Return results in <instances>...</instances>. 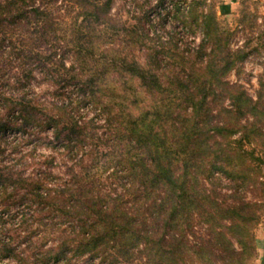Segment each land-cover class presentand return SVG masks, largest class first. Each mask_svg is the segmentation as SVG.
Here are the masks:
<instances>
[{
    "label": "trees",
    "instance_id": "1",
    "mask_svg": "<svg viewBox=\"0 0 264 264\" xmlns=\"http://www.w3.org/2000/svg\"><path fill=\"white\" fill-rule=\"evenodd\" d=\"M58 1L76 11L69 43L80 73L88 75L81 91L93 95L109 132L105 138L98 136L93 121L82 126L69 111L60 117L47 116L46 124L56 127L57 137L66 132L68 150L73 140L85 141L87 126L93 140L86 155L69 168L70 180L53 195L44 186L45 177L29 182L12 168L0 167V195H6L7 201L18 189H25L38 206L39 220L47 212L75 220L73 236L64 234L56 247L46 251L45 259L68 263L89 255L111 257L114 263L144 259V264H193L198 257L204 264H213L211 251L219 249L229 256V264H244L245 256H253L256 250L252 231L259 224L258 204L237 193L251 180L258 183V166L251 162L254 150L247 147L264 138V76L256 100L241 86L222 80L246 54L231 50L216 18L206 14L201 16L204 40L195 56L160 50L144 65L118 48L102 52L103 66L92 71L89 60L102 51L100 41L112 22L108 15L112 0H0L1 63L15 56L21 63L44 65L47 59L39 47L56 33L49 6ZM192 12L190 17L195 16ZM23 32L30 34L26 41ZM131 32L129 46L137 36L136 30ZM208 45L212 46L209 53ZM159 54L165 59L157 60ZM110 73L125 79L121 91L103 86ZM31 76L29 70L24 77ZM0 97L4 106L10 104V119L0 122L2 131L14 122L12 116L21 119L20 128L27 130L41 114L26 93L17 103ZM103 97L106 100L101 101ZM65 118L69 125L61 128ZM110 170L108 178L116 179L122 192L104 190L103 176ZM218 174L234 184L233 192L224 198L232 199L229 204L218 203ZM196 218L209 226L210 239L199 244L187 235ZM10 231L0 228V260H21ZM237 234L240 237L235 238Z\"/></svg>",
    "mask_w": 264,
    "mask_h": 264
},
{
    "label": "rangeland",
    "instance_id": "2",
    "mask_svg": "<svg viewBox=\"0 0 264 264\" xmlns=\"http://www.w3.org/2000/svg\"><path fill=\"white\" fill-rule=\"evenodd\" d=\"M49 7L56 33L50 36L49 43H40L39 49L42 50L43 58L47 59L44 65L31 61L21 63L15 56L0 62V95L17 103L19 97L26 93L32 105H38L41 110L38 119H35V123L27 130L21 129L22 120H15L13 116L11 120L14 122L9 124L10 127L4 131L0 130V167L12 168L17 177L22 174L23 177L29 178V182L45 177L44 186L50 189L53 195L55 191L63 189L65 183L70 180L69 168L80 162L89 151L90 142L93 140L91 141L89 135L91 127L87 126L85 132L88 136L85 141L73 140L72 148L68 150L66 132L57 137L56 127L46 124L47 116L60 117L64 111H69L82 126L93 121L97 127V135L102 138L108 135L109 130L99 105L92 99L93 95L89 90L81 91L85 88L84 82L88 75L80 73V66L74 59L73 46L69 43L74 35L72 25L76 11L68 9L61 1L50 4ZM192 10V14L198 17L197 20L195 16L190 17ZM202 14L216 18L220 34L228 41L231 50L246 54L245 59L236 61L222 80L241 86L256 100L260 79L264 76V0H112L108 11L112 22L105 38L100 41L102 51L89 60L88 68L92 71L95 68L101 69L104 64L101 53L118 48L124 49L125 54L133 56L144 65L151 62L155 53L160 50L171 54L195 56L204 40ZM102 27L103 25L98 28ZM133 30L137 31L134 38L136 41L129 46L127 42L132 38L133 34L130 33ZM31 31L32 29L29 32ZM23 34V37H27L25 41L30 38L29 33ZM211 49V45L206 46V52L209 53ZM158 59L164 60L165 56L159 54ZM29 70H32V76L27 80L24 76ZM175 70L177 72L179 68ZM124 83L125 79L119 74L110 73L103 86L121 91ZM96 84L99 86V82ZM105 98L101 101L106 100ZM262 103L264 104V98ZM9 107L10 104L4 106L0 97V122L10 119ZM17 115L18 111H15L14 117ZM65 120L61 128L69 125V119ZM247 149L254 150L255 158L253 157L251 162L258 166V183L254 184L251 180L247 187L239 188L237 194L258 204L256 213L259 216V224L252 231L256 250L253 256H245L244 264H264V138L257 145L248 146ZM99 150L104 151L102 147ZM112 171L103 176L104 190L117 189V192H122L123 187L119 182L112 177L108 178ZM49 172L52 173L51 176L48 175ZM217 176L221 177L217 187L220 194L218 203L229 204L232 199L224 198L233 192L234 184L220 174ZM126 185L129 186L130 183ZM6 198V195H0V228L11 230L9 235L21 252V260L4 258L0 260V264H144V259L129 263L119 259L118 263H114L111 257L104 260L100 256L91 258L89 255L73 258L68 263L62 259L47 260L46 251L56 247L63 240L64 234L68 235L70 232L71 237L73 236L71 227H75V220L59 216L56 212H47V215L39 220L38 206L32 204L25 189H18L8 201ZM5 206H8L7 210H4ZM208 227L199 223L196 218L191 229H187V235L196 244L207 241L210 239ZM238 237L240 235L237 234L235 238ZM228 239L240 250L231 234H228ZM211 252L213 255L210 260L213 264H229V256L226 257V253L219 249H212ZM108 253L111 254V251ZM221 255L224 259L218 258ZM193 264L204 263L196 257Z\"/></svg>",
    "mask_w": 264,
    "mask_h": 264
},
{
    "label": "crops",
    "instance_id": "3",
    "mask_svg": "<svg viewBox=\"0 0 264 264\" xmlns=\"http://www.w3.org/2000/svg\"><path fill=\"white\" fill-rule=\"evenodd\" d=\"M226 1H232V0H226ZM234 1V0H233Z\"/></svg>",
    "mask_w": 264,
    "mask_h": 264
}]
</instances>
